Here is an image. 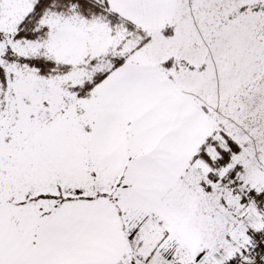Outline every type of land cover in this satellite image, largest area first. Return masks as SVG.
I'll return each instance as SVG.
<instances>
[{"label": "snow or ice", "instance_id": "1", "mask_svg": "<svg viewBox=\"0 0 264 264\" xmlns=\"http://www.w3.org/2000/svg\"><path fill=\"white\" fill-rule=\"evenodd\" d=\"M0 264H264V0H0Z\"/></svg>", "mask_w": 264, "mask_h": 264}]
</instances>
